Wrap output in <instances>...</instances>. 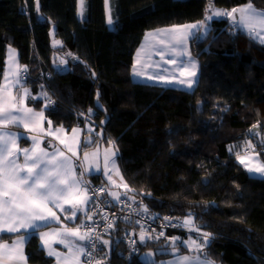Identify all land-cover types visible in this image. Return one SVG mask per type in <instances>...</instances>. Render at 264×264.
<instances>
[{
  "label": "trees",
  "instance_id": "obj_1",
  "mask_svg": "<svg viewBox=\"0 0 264 264\" xmlns=\"http://www.w3.org/2000/svg\"><path fill=\"white\" fill-rule=\"evenodd\" d=\"M210 2L223 11L249 2L264 10V0H110V25L105 0H85L82 16L79 0H39L38 11L36 0H0V85L8 47H14L27 67L23 87L36 98L27 104L45 111L55 127L89 125L85 150L114 141L135 202L156 216L191 215L194 229L212 234L208 250L219 261L264 264V177L239 162L251 152L249 141L264 162V142L250 134L259 124L264 138V43L231 23L215 24L190 43L199 67L193 90L133 77L148 31L203 21ZM41 93L54 102L51 107L45 108ZM21 144L31 141L23 136ZM102 178L92 174L88 180L104 183ZM128 227L117 223L107 237L105 264H158L141 255L157 249L158 259L169 258L172 242L166 238L203 233L168 229L158 239L139 240L134 253L124 241ZM176 246L190 251L180 241ZM26 252L31 264L54 263L35 232Z\"/></svg>",
  "mask_w": 264,
  "mask_h": 264
},
{
  "label": "snow or ice",
  "instance_id": "obj_2",
  "mask_svg": "<svg viewBox=\"0 0 264 264\" xmlns=\"http://www.w3.org/2000/svg\"><path fill=\"white\" fill-rule=\"evenodd\" d=\"M79 3L82 16L85 0H79ZM107 4L108 0H105V5L107 6ZM36 5L38 11L39 0H36ZM209 9L212 10V15L206 16V20H212L214 16L230 17L236 26L245 29L249 35H254L261 43H264V10H257L250 2L243 7L233 8L231 11L215 10L214 2H210ZM107 22L110 25L114 22L110 9ZM201 27L205 29V34H207V25L201 21L193 24L174 25L172 28L158 29L155 32L146 33L145 40L152 36L164 34L173 42L172 49L181 48L182 51L178 55L184 56L188 38L195 35ZM60 43V41H54V44L59 45ZM160 43L163 44L164 42L161 41ZM9 52L10 60L15 64V59L12 56L15 50L10 48ZM162 53L163 49H161V55ZM139 56L140 51L137 52V64L140 63ZM60 62L61 64L66 63L63 60ZM169 62L175 63L172 60ZM191 66L195 69V62H192ZM177 69L183 76L186 66L180 64L177 65ZM9 70L12 72L11 77L5 75L4 79L11 82L0 85V234H17V237L11 243L0 242V264H27V256L24 253L27 235L21 233L31 235L33 232L38 235L43 247L47 250V255L54 257L57 264H83L82 258L87 260V264H91L92 260L95 259L93 251L96 249V241L99 240L102 245H109L110 243L108 240L102 239L96 233L94 227L81 224L76 228H69L67 225H62L52 232H40L38 230L49 222L60 221L57 212L65 214L68 220H75L77 213H83L87 220H92L93 216L89 214V204L94 201L97 193L109 192V190L106 188L92 189L91 194H89L88 182L81 179L84 173L81 172L80 176H77L75 171L74 158L77 154L74 151V146L69 144L67 140L61 139L60 135H57V133H64L65 130L62 127L53 129L50 120L47 121L49 129L44 130L42 127L45 120L43 110L37 112L27 107L25 103L29 98L36 99L31 96L30 90L24 88L22 84L24 79L22 74L27 72V67L20 68L17 66ZM133 74L143 75L137 70L135 64L133 65ZM187 75L189 79H180L178 82L191 88L196 83L194 79L196 72L190 71ZM160 79L163 80L164 77L161 76ZM166 82L171 83L173 81ZM14 88L21 90L19 97L13 94L12 89ZM41 95L48 100L45 108L51 107L54 102L51 101L47 93H41ZM89 112H91V109ZM9 125L23 127L29 132L39 131L41 135L46 137H55L71 155H66L64 151L51 143L49 147L53 149L52 151L41 147L43 141L38 135L28 137L32 145L30 148H21L18 145L21 134L12 132L8 127ZM258 127L259 124L254 125L250 131H254ZM82 131L83 129L73 128L70 139L75 141L76 136ZM89 131H92V129H89ZM261 139L264 142V138ZM111 143L115 145L114 141ZM247 150L255 152V146L250 141L247 142ZM91 155L95 158L97 153ZM117 155L118 149H115V147L106 149L104 153V173L107 175L108 180L113 183L115 181L112 180V175L108 169L110 163L112 165L111 171L123 182V176L120 174L119 167L115 162ZM258 156L259 154L256 153L252 159H258ZM21 158L23 163H20ZM83 159L87 162L89 153L85 152ZM239 162L249 172L264 175V164L253 167L246 163L244 158H239ZM123 186L128 190L126 183ZM109 195L115 201H119L121 197L120 193L114 191L109 192ZM144 211L147 212V206H144ZM67 213H71V215H67ZM104 219L108 220L107 214L104 215ZM164 219L169 220L168 217H164ZM183 226H188L190 230L194 227L191 215L183 221ZM112 227H114V224L109 222L106 230ZM81 228H88V230L81 231ZM195 231L199 232L200 228L195 227ZM160 236H164V233L160 232L156 236L151 234L146 236L142 231L139 240L141 243H145L148 239H158ZM211 236V233H202L203 244L196 241L182 243L194 252L199 253L207 246ZM166 239L171 240V251L176 253L178 250L175 247V241L178 238ZM0 241H2V235H0ZM81 242H88V247ZM54 244L63 245L66 251H58ZM154 255L155 253L146 254L148 257ZM96 264H105V262L96 260ZM160 264H215V262L206 258L201 259L199 255H178L174 260L160 262Z\"/></svg>",
  "mask_w": 264,
  "mask_h": 264
},
{
  "label": "crops",
  "instance_id": "obj_3",
  "mask_svg": "<svg viewBox=\"0 0 264 264\" xmlns=\"http://www.w3.org/2000/svg\"><path fill=\"white\" fill-rule=\"evenodd\" d=\"M244 5L245 4H243V5L239 6V7H243ZM255 8L257 10H262V9L257 8V7H255ZM109 9L111 10L110 0H108V4H107V13L109 12ZM215 10H218V9L215 8ZM208 15H212V10L209 11V13L207 14V16ZM197 22H201V21L184 22V23H179V24H174V25L193 24V23H197ZM203 22H204L205 25H207L208 31L210 30V28L212 27V25H215V24H224V25H227V24L231 23L234 26H236L233 23V21L229 20L226 16H219V17L214 16L212 20H206L205 19V20H203ZM174 25L165 26V27H161V28H158V29H168V28H172V26H174ZM158 29L148 31L147 33L155 32ZM201 29L204 30V33H205V29L203 27H201L200 30ZM243 30H245V29H243ZM196 34H197V32L195 33V35ZM195 35H193V36H195ZM161 36L167 38L166 35L161 34L159 36L149 37L147 40H145V36H144L143 41H142V43H141V45H140V47L138 49L141 50V51H143V52H145L144 51V49H145L144 47H147V46L156 44ZM193 36H191V37H193ZM191 37H189V38H191ZM189 38L187 40L185 55L184 56H180V60H181L180 64H183V65L186 66L185 74L183 76H181L179 70L177 69V64H174V63H170L169 62L170 60L173 61V59H174L173 55H175V52L170 51L169 55L167 54V60L168 61H165L164 63H162L161 66H159L161 69H156L154 67L155 65H153V67H150L149 69L148 68H145L147 71H145V69H144V71L141 72V73H143V75H134L133 74V77L136 80H138V81H143V82H146V83L158 84V85H162V86L179 87V88H185V89L193 90L194 87L197 84V81H198V76H199V73H198L199 70L198 69H199V67H198L197 60L195 59V57L193 56V54L189 52V49H190ZM10 48L15 50V52L12 54V56L15 59V64H13L11 62V60H10V52H9V49ZM181 51H182V49L179 50V51H176V53H180ZM145 56H146V59L147 58L149 59V61H154V59L157 58V57L153 56V54L151 52H148V54H145ZM159 61H161V60H159ZM192 62H195V64H196V68L195 69H193L192 66H191L192 65ZM134 63H135V60H134ZM134 63H133V65H134ZM17 66H19L20 68H22L21 63H20V58H19V52L14 47H8L7 62H6V68H5V75H8L9 77H11L12 72L9 69L10 68L14 69ZM190 71H195L196 72V77L194 78L196 80V83L193 84V86L191 88H188L187 85L180 84L178 81L180 79H185V80L189 79L187 73L190 72ZM132 72H133V68H132ZM5 75H4V77H5ZM161 76L164 77L163 80L160 79ZM152 77H155V78L153 79ZM166 81H173V82L169 83V82H166ZM10 82H11L10 80L5 81V79L3 78L2 84H6V83H10ZM12 92H13L14 95H16V96L19 97L21 90L19 88H14V89H12ZM30 92H31V90H30ZM25 103H26L27 107L34 109L33 107H30L27 104V100L25 101ZM34 110L37 111V112L42 111V109H34ZM43 112H44V118H45V120H44V123H43L42 127H43L44 130H48L49 129V125L47 123L48 119L46 117L45 111H43ZM11 126H15V125H9L8 127L10 128V130L12 132L20 133L21 134V138L23 136L30 137L32 135H38V136H40V139L43 141V143L41 144V147L48 148L49 151H52L53 149L49 147V144L51 143V144L55 145L56 147L60 148L61 151H64L66 155H71V153L67 152V150L64 148V146L61 145L59 143V140H56L55 137H46V136H43V135H41V133L39 131H37V132H29L27 129H25L23 127H21L22 129L17 130V129L12 128ZM51 127L53 129H55V128H61V127H55V126H53V124H51ZM85 127H89V125H87V126H81V125L77 124L74 127V128H77V129H83V131L80 132L76 136L75 141L72 140V139H70V137L72 135L71 130H67L66 128L62 127L65 130V132L64 133H60L61 134V139L67 140L69 144H71V145L74 146V151L77 154L76 155V158L74 159V161L76 163V169H75V171H76L77 176H80V173L83 172L84 175L81 177V179L86 181V179L91 178V175L92 174H101L102 177H103L102 178L103 179L102 181L111 188V192L114 191V192L120 193L121 196L124 195V193L126 192V189L123 186L124 183H125L124 180H123V182L120 181L122 183L121 190L120 191H115L114 190V187H113V182L112 181H109L107 175H105V173H104V161H102V165L100 167H95V166H93L91 164L88 165V163L86 162L84 168H80L79 165L77 164L76 160H77L78 153H79L80 150H81L80 151V154L83 153V151L85 150L84 147H83L84 146V143H85L86 140L89 139L88 138L89 135L85 133ZM57 135H58V133H57ZM21 138L18 140L19 147H21V148L29 147L30 148L32 146L31 144L29 146L22 145L21 144ZM91 149H93V148H91ZM252 153H254V152H250V153H247L245 155H242L240 158H242V157H248ZM115 162L118 165L116 157H115ZM20 163H23V159L22 158L20 160ZM118 167H119V165H118ZM108 169H109L110 174L112 175V180L113 181H116V179H115L116 178V174L111 171L112 170L111 163L108 165ZM119 171H120V174H121L120 168H119ZM253 174H257V173H253ZM129 198L132 201H135L134 198H131V196ZM66 207H67V205H66ZM57 215L60 216V221L49 222L46 226H41L38 231H40V232H52L53 230L60 228L62 225H67V227H69V228H76L79 225H81V222L83 221V219L85 217V215L83 213H77V218L75 220H68L66 218V215L65 214H62L60 212H57ZM67 215H71V213H67ZM188 230H190L189 227H188ZM191 230H194V227ZM21 234L27 235V241L24 244V253L27 256L26 245H27V242H28V239H29L30 235L25 234V233H21ZM0 235H2V241H0V242H7V243H11L17 237V234H11V233H4V234H0ZM9 235H14V236L12 238L11 237L8 238ZM209 241H210V238H209ZM81 243H83L85 246L87 244V242H81ZM208 244H209V242H208ZM208 244H207V246L205 248L202 249V250H205V253H202V251L200 253H195V252L192 253L191 251H184L181 248H179L178 249L179 251L177 253H174L169 258H163L162 261L163 262L172 261L178 255H187V256H197V255H199L201 259H205L206 258V259L212 260V261L215 262V264H226L223 261H219V260L213 258V256L209 253ZM42 247H43V245H42ZM54 247H56V249L58 251H62V252L63 251H66V249L64 248L63 245L54 244ZM44 250L47 253V250L45 248H44ZM52 258L54 259V263L53 264H57V261L55 260V258L54 257H52ZM82 260H83V264H87V260L86 259L82 258ZM27 264H31V263H29L28 256H27ZM158 264H160V263H158Z\"/></svg>",
  "mask_w": 264,
  "mask_h": 264
},
{
  "label": "built area",
  "instance_id": "obj_4",
  "mask_svg": "<svg viewBox=\"0 0 264 264\" xmlns=\"http://www.w3.org/2000/svg\"><path fill=\"white\" fill-rule=\"evenodd\" d=\"M87 182L90 189L89 194H91L92 189L100 188H106L111 192L110 187L105 183H95L90 180ZM109 192L96 194L94 201L89 205V214L93 216V219L87 220L84 217L81 223L94 227L96 233L104 240L111 234L117 223H129L124 234V241L129 250L136 253L140 250L139 235L142 231L154 236L160 232L164 233L168 229L186 227L183 226V221L187 218L176 219L172 214L156 216L148 209L145 212L143 204L132 201L128 194L122 195L120 200L115 202ZM105 214H107L108 220L104 219ZM164 217H168L169 220H165ZM109 222L113 223L114 227L106 230ZM81 230L86 231L88 228H81ZM86 247H88V242ZM103 247L104 245L97 240L96 249L93 251L95 259L92 260L91 264H96V260H102Z\"/></svg>",
  "mask_w": 264,
  "mask_h": 264
},
{
  "label": "rangeland",
  "instance_id": "obj_5",
  "mask_svg": "<svg viewBox=\"0 0 264 264\" xmlns=\"http://www.w3.org/2000/svg\"><path fill=\"white\" fill-rule=\"evenodd\" d=\"M209 32V31H208ZM207 32V33H208ZM206 34L204 33V30H200L199 29V31L197 32V34L195 35V36H193V37H191V38H189V43H191L192 42V40L194 39V38H196V37H204ZM51 36L52 37H54V28L52 27L51 28ZM161 41H163L164 43L163 44H161L160 42ZM172 41L169 39V38H165V37H163V36H161L160 38H159V40H158V42L156 43V44H154V45H150V46H147V47H144L145 49H144V51L145 52H143V51H141V50H139L138 49V51H140V56H139V61H140V63L139 64H137L136 63V61H137V59H138V57H137V53L135 54V58H134V60H135V63L134 64H136V67H137V70L138 71H140V72H142V71H144V69L145 68H150V67H153V65H155L154 67L156 68V69H161L159 66H161L162 65V63H164L165 61H168L167 60V54L169 55V53H170V51H173V52H175V55H173V57H174V59H173V61H175V63L174 64H177V65H179L180 64V62H181V60H180V55H178L179 53H176V51H179V50H181V48H179V47H177V48H175V50H173L172 49V47H171V45H172ZM157 47V48H156ZM161 49H163V53H162V55H161ZM137 51V52H138ZM148 52H151L152 54H153V56H155V57H157L156 59H154V61H149V59L147 58L146 59V56H145V54H148ZM189 52L190 53H192L193 54V52H192V49H191V46H190V49H189ZM145 53V54H144ZM193 56L195 57V55L193 54ZM159 60H161V61H159ZM184 61V60H183ZM64 65H66V63L64 64ZM199 70V69H198ZM145 71H147L146 69H145ZM172 73V72H171ZM199 73V72H198ZM174 74V73H173ZM58 135H60V137H61V134L60 133H58ZM72 136V135H71ZM113 147H115L112 143L110 144V145H99V146H97V147H95V148H93V149H86V150H84L83 151V153H81L80 154V151H79V153H78V156H77V160H76V162L78 163L79 161L82 163V168H84V166H85V164H86V162L83 160V154L85 153V152H87V153H89V160L87 161V163H88V165H93V166H95V167H100L101 165H102V161H104V153H105V150L106 149H113ZM60 149V148H59ZM116 149V148H115ZM61 150V149H60ZM92 153H97V155H96V157L95 158H93L92 157ZM257 152H254V153H252L250 156H248V157H242V158H244L245 159V161H246V163H248L250 166H253V167H255V166H257L258 164H264V162L260 159V157L258 156V159H252V157L253 156H255V154H256ZM75 159V158H74ZM117 165V164H116ZM120 172V171H119ZM250 174L252 173V172H249ZM253 174V173H252ZM251 174V175H252ZM258 175H260V174H258ZM261 177H264V176H261ZM116 181H115V183H113V187H114V190L115 191H120L121 190V188H122V183L120 182V179H119V177L116 175ZM86 180H88V179H86ZM110 190H111V188H110ZM125 194V193H124ZM126 194H128L127 192H126ZM132 198V197H131ZM82 223V222H81ZM194 231H195V229H194ZM199 232H207V231H202L201 229H200V231ZM145 233V235H147V233L146 232H144ZM207 233H209V232H207ZM155 236V235H154ZM198 237V236H197ZM196 236H189L188 238H180L179 236H177L176 238H178L176 241H175V247H176V249L178 250L179 249V247H177L176 246V244L180 241L181 243L182 242H190V241H196L197 243H200V244H203L204 243V240H203V237H202V234H201V236H199L198 238H197ZM184 246H185V244L184 243H182ZM172 245V244H171ZM172 248V247H171ZM171 248L169 249V251L171 252V253H173L172 251H171ZM187 248H189V247H187ZM189 250L193 253L194 251L191 249V248H189ZM179 251V250H178ZM177 251V252H178ZM158 252H160V250H157V249H148L147 251H145V252H143V254L141 255V257H142V259L143 260H146V261H157L158 263H160V262H163L162 261V259H158L156 256H157V253ZM176 252V253H177ZM201 252V251H200ZM199 252V253H200ZM148 253H155V255L154 256H151V257H148V256H146V254H148ZM195 253H197V252H195ZM202 253H205V250H202ZM174 254V253H173Z\"/></svg>",
  "mask_w": 264,
  "mask_h": 264
},
{
  "label": "water",
  "instance_id": "obj_6",
  "mask_svg": "<svg viewBox=\"0 0 264 264\" xmlns=\"http://www.w3.org/2000/svg\"><path fill=\"white\" fill-rule=\"evenodd\" d=\"M210 4V3H209ZM208 10H210L209 8H208ZM229 20H231V18L230 17H227ZM232 21V20H231ZM251 129H253V127L251 128ZM250 134L254 137V138H256V139H258V141H261L262 139V137H263V129H262V127L259 125V127L258 128H256L254 131H250Z\"/></svg>",
  "mask_w": 264,
  "mask_h": 264
},
{
  "label": "clouds",
  "instance_id": "obj_7",
  "mask_svg": "<svg viewBox=\"0 0 264 264\" xmlns=\"http://www.w3.org/2000/svg\"><path fill=\"white\" fill-rule=\"evenodd\" d=\"M129 195V194H128ZM129 197H130V195H129ZM186 227H188V226H186Z\"/></svg>",
  "mask_w": 264,
  "mask_h": 264
}]
</instances>
